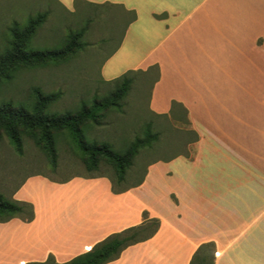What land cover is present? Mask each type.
<instances>
[{
    "label": "crops",
    "instance_id": "1",
    "mask_svg": "<svg viewBox=\"0 0 264 264\" xmlns=\"http://www.w3.org/2000/svg\"><path fill=\"white\" fill-rule=\"evenodd\" d=\"M83 1L117 6L124 25L101 80L154 74L150 112L170 117L182 105L197 141L121 193L107 176H29L12 199L34 218L0 223V264L65 263L140 225L144 211L157 232L107 264H189L204 243L214 264H264V0ZM222 152L236 158L217 175L207 157Z\"/></svg>",
    "mask_w": 264,
    "mask_h": 264
},
{
    "label": "rangeland",
    "instance_id": "2",
    "mask_svg": "<svg viewBox=\"0 0 264 264\" xmlns=\"http://www.w3.org/2000/svg\"><path fill=\"white\" fill-rule=\"evenodd\" d=\"M39 12H47L48 17L32 41L33 49H59L61 41L70 32L83 28L90 22L89 18H93L83 37L86 46L62 64L20 70L12 81L1 86L0 100L30 103L35 88L44 93L60 92L61 98L51 106V110L64 112L77 110L82 101L91 102L94 96L106 95L112 87L103 83L100 72L122 37L124 25L118 21L119 11L105 7L96 9L84 4L83 0H76L74 5L70 4L67 8L56 0H0V49L9 38V27L13 22L25 24L30 16ZM153 78L154 74L136 75L122 110L109 113L100 126L85 131L87 140L109 142L115 150H121L141 135L146 124L151 125L152 131L159 132L158 142L152 150L142 151L138 155L121 187L136 184L148 164L180 153L186 154L193 145L194 135L185 117L180 116L177 121H172L167 117H156L150 112L148 103ZM56 149L57 167L52 169L47 157L30 138H23L22 155L15 152L6 137L0 139V194L12 199L22 183L38 173L57 180L74 176L114 178L112 168L104 164L97 172H88L66 137L59 136L56 139ZM234 157L222 152L217 156L210 155L211 161L208 157L207 161L214 164L217 169L215 174L218 175L219 169L220 174L227 168V173L232 172L229 165H232ZM228 158L231 164L227 162ZM224 164L228 167H224Z\"/></svg>",
    "mask_w": 264,
    "mask_h": 264
},
{
    "label": "trees",
    "instance_id": "3",
    "mask_svg": "<svg viewBox=\"0 0 264 264\" xmlns=\"http://www.w3.org/2000/svg\"><path fill=\"white\" fill-rule=\"evenodd\" d=\"M88 5L96 9L117 7L112 4ZM130 13L129 21H132L135 19V14ZM47 17V12H39L30 16L25 24L13 22L9 27V38L0 49V89L3 84L12 81L20 70L62 64L86 46L83 37L93 18H89L90 22L83 28L70 32L61 41L59 49H33L32 41ZM136 75H138L136 72L128 71L112 81L103 82L112 87L106 95L94 96L91 102L82 101L80 107L73 111L53 112L51 106L61 98V93H44L38 88L33 90L30 103L0 100V139L6 137L15 152L22 155L23 138H30L47 157L52 169H56L58 160L56 139L64 136L72 148L77 151L88 172H97L102 164L111 167L114 172V178H109L112 191L121 193L128 188L121 186L126 181L127 174L134 166L136 158L142 151L153 149L154 144L158 142L159 132L152 131L151 125L146 124L141 135L136 136L121 150H115L109 142L87 140L85 131L90 127L100 126L109 113L122 110V105L132 88ZM180 116L185 117L186 123L189 124L185 108L173 102L170 117L167 118L177 121ZM192 133L194 143L197 141V135L193 131ZM145 171L134 186L142 183ZM13 218H19L24 222L32 221L33 206L26 202L8 199L0 194V223ZM159 225L158 219L150 218L144 211L140 225L111 234L95 244L88 252L62 264L112 262L118 259L127 247L151 238L157 232ZM214 254V244L204 243L195 251L189 264H214ZM30 264L57 263L52 256H49L45 262Z\"/></svg>",
    "mask_w": 264,
    "mask_h": 264
}]
</instances>
